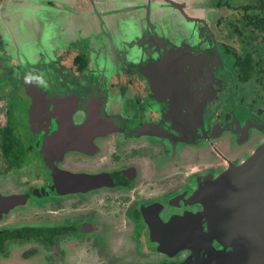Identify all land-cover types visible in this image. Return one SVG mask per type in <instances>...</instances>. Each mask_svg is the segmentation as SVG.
<instances>
[{"label":"water","instance_id":"water-1","mask_svg":"<svg viewBox=\"0 0 264 264\" xmlns=\"http://www.w3.org/2000/svg\"><path fill=\"white\" fill-rule=\"evenodd\" d=\"M119 1L109 3L116 10L95 0L84 10L75 9L70 0L0 3V41L6 33L17 48L15 62L20 65L13 72L21 85L20 99L28 105L29 122L41 134L40 152L48 163L50 145L61 138H65L61 148L70 140L82 147L94 141L103 145L107 137L125 134L131 125L138 134L152 129L160 135V130L169 129L173 155L165 160H183L190 182L170 199L150 205L151 216L143 210L163 256L159 264H264V138L252 145L243 140L247 136L238 140L240 133L260 131L264 136V121L249 118L242 123L229 114L223 124L204 122V107L214 99L211 73L219 63L217 55L211 57L210 49L202 46L209 31L206 10L197 7L198 0ZM113 11L117 15L110 16ZM169 11L172 16L163 18ZM67 22L74 24L64 27ZM75 38L91 54L83 79H76L53 54L69 50ZM0 54L4 56L0 67L5 69L12 49L1 43ZM201 59L211 65L201 67ZM111 71L139 75L148 82L151 99L161 109L156 123L140 128L141 107L134 101L140 108L134 110L126 97L122 103L129 116L108 113V97L98 95L103 87L93 78ZM229 134L247 151L243 160L227 165L221 141ZM187 147L195 154L220 158L224 166L198 173V164L186 162L182 150ZM64 154L63 149L60 155L65 159ZM57 171L83 178L92 188L103 185V179L109 181L108 171L103 176L99 171ZM81 187L76 194L86 191ZM53 193L63 198L56 190ZM14 197L18 198L5 197L6 204Z\"/></svg>","mask_w":264,"mask_h":264},{"label":"flooded vegetation","instance_id":"flooded-vegetation-1","mask_svg":"<svg viewBox=\"0 0 264 264\" xmlns=\"http://www.w3.org/2000/svg\"><path fill=\"white\" fill-rule=\"evenodd\" d=\"M219 1L225 5H219ZM83 4L86 9L88 5ZM197 7L206 10L208 20L209 31L203 36L202 46L210 49L211 57L216 54L219 58L211 73L214 99L204 107V122L206 125L223 124L229 114H235L242 123L249 118L264 121V32L249 23L248 18H243L246 14L228 7L224 0L200 1ZM243 26L242 34L234 33ZM80 51L89 52L86 47ZM73 52L63 51L65 59L74 56L72 70L60 59L66 70L74 71L75 57L83 54ZM89 58L87 70L91 65L90 52ZM200 64L203 67L210 61L201 59ZM74 75L76 79L84 76ZM8 79L13 81L17 99L25 104V110L22 109L25 113L28 105L20 99L21 85L15 77ZM93 81L103 87L98 95L108 97L111 115L129 116L122 103L126 97L133 102L130 106L134 110H138L135 109L138 105L141 107L143 116L137 119L140 128L160 119L161 109L151 99V89L143 77L111 71ZM25 114L29 121L28 110ZM135 127L128 126L125 134L107 137L103 145L94 141L85 142L81 147L70 140L61 148L65 138L56 140L50 145L48 163L46 154L39 150L41 134L34 127L39 139L38 135L34 139L29 137L23 151H19L22 156L14 158L16 161L1 160L0 264H159L163 256L151 237L148 207L170 199L190 180L182 169L183 160H165L173 155L169 129L160 130V135L152 129L138 134ZM238 136V140L247 136L243 140L249 139L250 145L264 138L260 131ZM231 139L236 138L229 134L220 144L226 147L227 165L243 160L247 151L244 150L247 146H239ZM50 141L51 138L48 143ZM22 142L19 144H25ZM63 149L67 151L65 159L60 155ZM182 152L187 156L186 162L192 166L198 164V173L224 166L214 155L195 154L188 147ZM29 161L32 162L28 165ZM57 170L99 171L102 176L108 171L109 181L103 179V185L92 188L85 179L61 176ZM178 176L185 179H177ZM146 181L159 182L168 189L147 195L141 188ZM82 185L86 191L76 194ZM54 190L63 198L54 195ZM12 195L18 198L6 204L5 197Z\"/></svg>","mask_w":264,"mask_h":264},{"label":"rangeland","instance_id":"rangeland-1","mask_svg":"<svg viewBox=\"0 0 264 264\" xmlns=\"http://www.w3.org/2000/svg\"><path fill=\"white\" fill-rule=\"evenodd\" d=\"M6 1V0H4ZM72 2V4L74 5L75 9H83L84 8V4H87L88 6H86V9H90L92 8V2L91 0H70ZM97 1L98 5L100 6H105L104 8H107L110 10H116L115 6H111L109 5V3L112 1V0H95ZM113 1H119V0H113ZM132 0H120L119 3H131ZM138 3H144V1L142 0H136ZM198 1H205V0H198ZM35 2V1H34ZM19 2H17V5H18ZM21 3V2H20ZM106 4V5H105ZM61 9L60 8H56L54 9V11H60ZM113 15H117V12H110V16H113ZM170 16H172V13L171 11H169V13L165 14L163 16V18H169ZM115 19V18H114ZM2 23L0 22V25ZM69 24L73 25L74 23L73 22H69ZM67 23H64V27H69L70 25ZM76 24V23H75ZM79 25H82V24H79ZM78 25V26H79ZM6 28L2 29L1 31H4ZM31 31H28L26 34H30ZM5 34V35H4ZM25 34V35H26ZM2 41H0V44L3 43L4 45H6V47L8 49H12V54H11V60L9 61V64L7 63V65H4V66H7V68L3 69L0 67V125L2 123H6V120H7V117L6 115L12 116L13 120L16 122V124L18 125V131L21 133L23 139H24V146L27 145V141L29 140L30 141V138L31 137L32 139L35 138L36 135H38V131L31 125L30 129H29V124L30 122L28 121V118H27V115L25 114L27 112L24 113L22 111L25 110V104L21 101H19V99H17L16 97V93L14 91V89H12L13 87V81L12 80H7V77H15L17 76L16 73L13 72V69L15 67H19V63H16L15 61H17V56H18V53H17V48L15 46V44L13 43L12 39L9 38V36L6 34V33H3V39H1ZM73 43H70V45H72L70 47V50L74 51L73 54L75 55L76 53H83V55H86V54H89L88 53H85L84 51H80L83 49V42L79 39V38H75ZM54 56H55V59L56 60H60L61 59V62L65 65V67L69 68L72 70V67H73V61L72 59L74 58V56H71L69 57V59H65V57L63 56V52L61 51H57L56 53H53ZM0 58L4 59V56L2 54H0ZM63 59V60H62ZM89 61H90V58H89ZM9 69L11 71H9ZM18 79V77H15ZM19 81V79L17 80ZM216 108V107H215ZM29 123V124H27ZM39 135H38V139H39ZM27 142V143H26ZM32 161H29L28 165L31 163ZM31 166V165H30ZM19 178V177H18ZM22 178V177H20ZM185 179V177H179L177 179ZM183 179V180H184ZM29 181H32V178H29L28 179ZM34 180V179H33ZM35 181V180H34ZM159 182H155L152 184V182L150 181H146L145 184L143 183L141 185V188L144 190V193L145 194H156V193H161L162 190L164 189H168L167 186H161L158 184ZM174 184V183H173ZM176 186V185H175ZM115 209V208H114Z\"/></svg>","mask_w":264,"mask_h":264},{"label":"trees","instance_id":"trees-1","mask_svg":"<svg viewBox=\"0 0 264 264\" xmlns=\"http://www.w3.org/2000/svg\"><path fill=\"white\" fill-rule=\"evenodd\" d=\"M224 2L228 7L246 14L247 16L243 18H248L249 23L258 30L264 32V0H224ZM218 3L219 5H225L221 1ZM241 21L243 23L245 22L244 19H241ZM243 29L244 26L242 28L239 27L234 33L242 34ZM88 64L89 54H78L77 57H75L73 69L77 75H84L87 71ZM17 128L18 125L13 120L12 116L7 118L6 123L0 125V162L4 159L14 162L17 160L14 158L22 156V154H19V151H23L25 146L19 143H23L22 141H24V139Z\"/></svg>","mask_w":264,"mask_h":264},{"label":"crops","instance_id":"crops-1","mask_svg":"<svg viewBox=\"0 0 264 264\" xmlns=\"http://www.w3.org/2000/svg\"><path fill=\"white\" fill-rule=\"evenodd\" d=\"M80 2H81V0H80ZM82 2H83V0H82ZM84 3V2H83ZM80 10H82V9H80ZM84 10V9H83ZM74 74H75V71H72Z\"/></svg>","mask_w":264,"mask_h":264}]
</instances>
